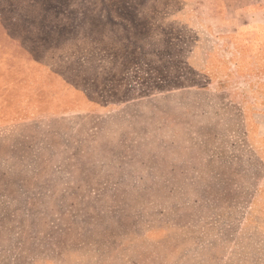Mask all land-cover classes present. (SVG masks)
<instances>
[{"label":"rangeland","instance_id":"374dc122","mask_svg":"<svg viewBox=\"0 0 264 264\" xmlns=\"http://www.w3.org/2000/svg\"><path fill=\"white\" fill-rule=\"evenodd\" d=\"M0 264H264V0H0Z\"/></svg>","mask_w":264,"mask_h":264}]
</instances>
